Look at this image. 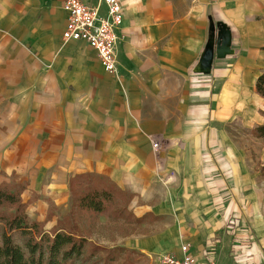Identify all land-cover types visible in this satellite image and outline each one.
Segmentation results:
<instances>
[{
    "label": "crops",
    "instance_id": "crops-1",
    "mask_svg": "<svg viewBox=\"0 0 264 264\" xmlns=\"http://www.w3.org/2000/svg\"><path fill=\"white\" fill-rule=\"evenodd\" d=\"M64 1L0 0V184L23 186L28 219L50 231L71 213L73 177L105 179L110 213L77 224L128 251L115 264H160L182 245L264 264V138L252 133L264 0H121L115 74L86 42L63 43ZM221 30L233 56L196 73Z\"/></svg>",
    "mask_w": 264,
    "mask_h": 264
},
{
    "label": "trees",
    "instance_id": "trees-1",
    "mask_svg": "<svg viewBox=\"0 0 264 264\" xmlns=\"http://www.w3.org/2000/svg\"><path fill=\"white\" fill-rule=\"evenodd\" d=\"M256 93L264 99V73L256 80ZM252 133L256 138H264V126L256 127ZM261 171L264 173V166ZM22 191L23 186L16 183L0 184V264L98 263L93 260L94 250L99 247L82 235L77 221L81 213H110L118 193L113 185L92 175L73 177L71 213L50 231L44 230L43 223L28 219ZM107 251L111 254L103 259V264H115L123 248Z\"/></svg>",
    "mask_w": 264,
    "mask_h": 264
},
{
    "label": "built area",
    "instance_id": "built-area-1",
    "mask_svg": "<svg viewBox=\"0 0 264 264\" xmlns=\"http://www.w3.org/2000/svg\"><path fill=\"white\" fill-rule=\"evenodd\" d=\"M106 6L107 15L99 17L98 7L91 8L82 0H65L62 10L67 13L65 30L62 41L86 42L99 57L105 72L117 73V58L115 46L117 44L116 30L122 24L123 10L121 0H100ZM153 150L158 151L159 146L152 142ZM182 255L176 257L172 254H163L160 264H216L212 258L198 259L190 254L186 245L180 247Z\"/></svg>",
    "mask_w": 264,
    "mask_h": 264
},
{
    "label": "water",
    "instance_id": "water-1",
    "mask_svg": "<svg viewBox=\"0 0 264 264\" xmlns=\"http://www.w3.org/2000/svg\"><path fill=\"white\" fill-rule=\"evenodd\" d=\"M221 36H224L222 38ZM230 48V37L223 30L217 34V41L214 47V43L210 42L206 45L203 51L202 58L197 66L196 73L210 74L212 64L215 60L216 64L220 63L223 59L233 56V52Z\"/></svg>",
    "mask_w": 264,
    "mask_h": 264
},
{
    "label": "rangeland",
    "instance_id": "rangeland-1",
    "mask_svg": "<svg viewBox=\"0 0 264 264\" xmlns=\"http://www.w3.org/2000/svg\"><path fill=\"white\" fill-rule=\"evenodd\" d=\"M262 169V168H261ZM261 169H260V173L262 174V177H263V179H264V173L261 171ZM105 231H107V230H102V231H99L98 232V235L99 236H102V234L105 232ZM94 246H96V247H99V248H102V249H95L94 250V252H95V256L96 257H94V260L93 261H98V263L97 264H103V262H104V260L103 259H105V258H107L108 257V255L109 254H111V253H109L107 250L108 249H106L105 250V247L104 246H100V245H97L95 242H91ZM97 243H99V242H97ZM91 246L90 247V250H92V248H94V246ZM110 250V249H109ZM122 253L124 254V253H128V251H125L124 249H123V251L121 252V255H122ZM102 259V260H101ZM76 264H85V263H83V262H77Z\"/></svg>",
    "mask_w": 264,
    "mask_h": 264
},
{
    "label": "flooded vegetation",
    "instance_id": "flooded-vegetation-1",
    "mask_svg": "<svg viewBox=\"0 0 264 264\" xmlns=\"http://www.w3.org/2000/svg\"><path fill=\"white\" fill-rule=\"evenodd\" d=\"M222 38H224V36H221ZM216 40H217V38H216Z\"/></svg>",
    "mask_w": 264,
    "mask_h": 264
}]
</instances>
